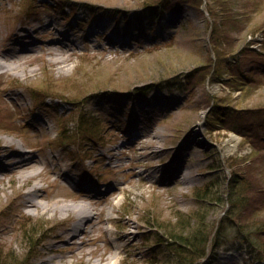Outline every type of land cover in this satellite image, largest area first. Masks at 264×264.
<instances>
[{
  "label": "rangeland",
  "instance_id": "obj_1",
  "mask_svg": "<svg viewBox=\"0 0 264 264\" xmlns=\"http://www.w3.org/2000/svg\"><path fill=\"white\" fill-rule=\"evenodd\" d=\"M160 1L152 29L139 13ZM86 110L100 134L69 128L63 141ZM29 157L39 173L21 179L14 165ZM232 174L246 208L232 219L263 223L264 0H0L2 258L173 264L169 228L196 222L209 182L224 194L202 210L217 224L235 204L221 186ZM36 183L47 209L26 202ZM78 204L99 213L73 236ZM235 236L196 264H264Z\"/></svg>",
  "mask_w": 264,
  "mask_h": 264
},
{
  "label": "trees",
  "instance_id": "obj_2",
  "mask_svg": "<svg viewBox=\"0 0 264 264\" xmlns=\"http://www.w3.org/2000/svg\"><path fill=\"white\" fill-rule=\"evenodd\" d=\"M163 2L164 1L157 2L156 4H149L143 7L142 12L139 13L140 17L146 16L152 25V29L156 28L157 22L160 18L159 15L167 8L162 4ZM170 86L171 83L166 85V87ZM141 92L144 93L143 91ZM59 97H61V99L64 98V96ZM223 112L224 111L221 110L216 103L211 113L212 118H216L218 121L224 119L222 117ZM226 119L227 124L226 127H224L225 129H232L245 134L236 122L228 118ZM75 122L76 123L70 127L67 125L68 122H64L63 128H60L59 135L62 136L61 139L63 141L71 136L70 129L72 133L84 136L85 134H89L93 137L100 134V130L103 129L104 125L101 114L95 115L92 111L88 110L79 114ZM227 180L228 181L221 184V186L223 189L226 188L225 192H227L230 201H232V203L234 201L235 204L229 209L230 211L225 213L226 216H223L217 224L205 223L202 212L203 209H209V206L213 202L217 203L220 201L221 196H224V194L220 195L218 193V184H216V182H209L204 187L199 188L194 192L200 209L199 212L192 216L193 219H196V222L194 221V224L188 226L184 219H181L178 220L176 225L169 228L168 231L170 236H168V239L163 242L174 260L173 264H196L207 255V249L210 242H212L214 246H217L222 242L225 244L224 241L231 232L235 233V237L238 239L240 238L242 244L247 246L253 259H262L264 263V222L259 223L247 219L244 224L239 222L235 223L232 219L233 216H237L238 213H242L246 209L239 204L241 199L237 196V194L240 193V187H243L245 183L238 178L237 174H232ZM190 223H193L191 219ZM188 227H190L189 230ZM29 240L31 242L32 237ZM30 244H33V246L36 245L33 243V240ZM29 259L30 258L28 257L25 260H20L17 256H14L9 252L4 258L0 256V264H31Z\"/></svg>",
  "mask_w": 264,
  "mask_h": 264
},
{
  "label": "bare ground",
  "instance_id": "obj_3",
  "mask_svg": "<svg viewBox=\"0 0 264 264\" xmlns=\"http://www.w3.org/2000/svg\"><path fill=\"white\" fill-rule=\"evenodd\" d=\"M25 36H29L28 33L25 34ZM66 37V36H65ZM29 45L31 46L32 49H36V47L33 44V41L29 42ZM19 153H17L16 155H26L27 151L26 150H18ZM34 161L33 158L29 157V158H23L20 159V161H18L14 167L19 168V172L20 174V178L21 179H27L30 178L31 176H34L36 174H38V170H34V169H29V167L31 166V163ZM187 178H183V180H186ZM70 180V178H69ZM41 188V186L36 183L34 184L27 192V199L26 202L28 204H30L31 206L35 207V210L42 208V209H47L48 204L43 202L42 200H40L38 198V193L37 191ZM98 201V200H96ZM95 200L92 203H97ZM66 206V205H65ZM75 207V212L77 214V217L74 219L73 221V225L71 227H67V231L66 233L72 234L73 236L75 234H77L78 231H82L84 230V224L86 222V220H89V218L91 216H93L94 214L99 213V211H95L93 212L89 206L87 207L86 205L83 204H78L76 206H71V208ZM23 215H27V214H23ZM107 264H115V259H111Z\"/></svg>",
  "mask_w": 264,
  "mask_h": 264
}]
</instances>
